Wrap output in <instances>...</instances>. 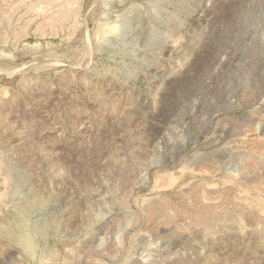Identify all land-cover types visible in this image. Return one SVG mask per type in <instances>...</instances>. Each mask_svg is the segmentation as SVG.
Listing matches in <instances>:
<instances>
[{"label": "rangeland", "instance_id": "obj_1", "mask_svg": "<svg viewBox=\"0 0 264 264\" xmlns=\"http://www.w3.org/2000/svg\"><path fill=\"white\" fill-rule=\"evenodd\" d=\"M0 264H264V0H0Z\"/></svg>", "mask_w": 264, "mask_h": 264}]
</instances>
